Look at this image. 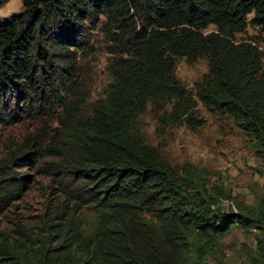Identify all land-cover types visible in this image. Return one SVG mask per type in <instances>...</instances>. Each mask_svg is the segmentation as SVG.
I'll list each match as a JSON object with an SVG mask.
<instances>
[{
	"label": "trees",
	"instance_id": "trees-1",
	"mask_svg": "<svg viewBox=\"0 0 264 264\" xmlns=\"http://www.w3.org/2000/svg\"><path fill=\"white\" fill-rule=\"evenodd\" d=\"M23 7L0 19V122L39 125L6 166L52 176L68 211L48 216L37 242L20 230L16 245L1 247L0 264H194L235 225L258 231L253 264H264V193L245 214L222 211L223 191L211 194L191 167L176 170L136 126L150 105L170 104L180 120L197 98L264 146L263 51L254 37L238 36L249 26L264 32V0H23ZM94 21L112 57L105 93L90 104L80 59ZM180 57L208 59L195 93L176 74ZM51 118L56 124L46 129ZM19 175L0 179V210L27 186L28 173ZM83 206L94 221L79 220Z\"/></svg>",
	"mask_w": 264,
	"mask_h": 264
},
{
	"label": "rangeland",
	"instance_id": "rangeland-1",
	"mask_svg": "<svg viewBox=\"0 0 264 264\" xmlns=\"http://www.w3.org/2000/svg\"><path fill=\"white\" fill-rule=\"evenodd\" d=\"M23 8V0H0V19L20 13ZM95 23H90L91 28L83 35L89 53L80 59V83L90 104L105 93L112 57L107 50L105 36ZM212 30L214 26L211 25L207 31ZM238 36L246 40L254 37L263 51L264 64V32L249 26ZM208 70L206 57H200L193 63L184 57L177 60L176 74L192 93H195L196 82L201 81ZM195 103L191 114H185L180 120L169 114L170 104L166 107L150 105L138 117L136 126L146 141L155 146L176 170L191 167L199 171L200 180L211 194L223 191L225 195L220 196L217 205L222 211L245 214L249 207L258 205L264 193V146L228 113L212 112L197 98ZM52 119L47 122L46 129L56 124ZM38 125L39 122L31 118H22L19 123L11 125L0 122V179L20 176L24 172L29 175L21 197L0 210V251L6 243L16 245L17 240L22 239V229L34 242L46 237L48 216L60 218L68 211L63 203L64 197L58 193L59 185L52 176L40 174L37 167L19 169L14 164L6 166L29 136L34 140L31 137L37 133ZM45 137L41 135L40 139L47 143ZM71 208L73 212L74 208ZM77 214L82 222L94 221V211L90 207L83 206ZM257 234L254 228L232 226L223 235L212 239L209 253L194 264H253Z\"/></svg>",
	"mask_w": 264,
	"mask_h": 264
}]
</instances>
